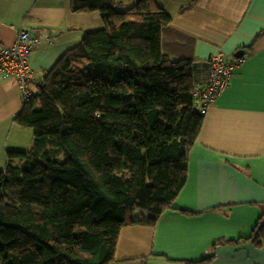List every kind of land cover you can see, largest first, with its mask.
Returning <instances> with one entry per match:
<instances>
[{
	"label": "trees",
	"instance_id": "obj_1",
	"mask_svg": "<svg viewBox=\"0 0 264 264\" xmlns=\"http://www.w3.org/2000/svg\"><path fill=\"white\" fill-rule=\"evenodd\" d=\"M68 1L104 27L68 48L13 117L33 145L7 150L0 170V264L114 263L122 227L172 206L204 119L196 61L164 45L171 15L156 0Z\"/></svg>",
	"mask_w": 264,
	"mask_h": 264
},
{
	"label": "crops",
	"instance_id": "obj_2",
	"mask_svg": "<svg viewBox=\"0 0 264 264\" xmlns=\"http://www.w3.org/2000/svg\"><path fill=\"white\" fill-rule=\"evenodd\" d=\"M156 1L171 15L164 45L180 44L173 54L193 57L197 77L218 50L234 65L187 149L186 182L172 206L153 225L122 227L112 264H264V0ZM84 14L68 0H0V41L38 31L29 62L43 79L82 38ZM23 103L16 80L0 78V170L17 149H8L11 134L23 132L13 122Z\"/></svg>",
	"mask_w": 264,
	"mask_h": 264
},
{
	"label": "built area",
	"instance_id": "obj_3",
	"mask_svg": "<svg viewBox=\"0 0 264 264\" xmlns=\"http://www.w3.org/2000/svg\"><path fill=\"white\" fill-rule=\"evenodd\" d=\"M39 38L38 31L21 29L11 44L6 45L0 41V78H14L24 102L32 99L34 87L41 82L34 78L29 62L30 53ZM46 40L52 43L49 37ZM207 64V71L196 78L191 94L194 107L201 114H206L210 105L229 84L234 65L221 50L210 55Z\"/></svg>",
	"mask_w": 264,
	"mask_h": 264
},
{
	"label": "rangeland",
	"instance_id": "obj_4",
	"mask_svg": "<svg viewBox=\"0 0 264 264\" xmlns=\"http://www.w3.org/2000/svg\"><path fill=\"white\" fill-rule=\"evenodd\" d=\"M130 0H121L117 4L118 9H125L128 6L133 4L129 3ZM83 18L80 21L82 29L86 32L89 30H95V29H100L104 27V23L99 15V12L97 10L93 12H86L84 14ZM21 131H23L21 134H11L9 144H8V149L11 148H17V149H11V150H27L29 149L28 145L30 141L33 138V131L32 129H27V128H21ZM18 141V142H17ZM14 143L16 144L17 147H13ZM20 143V144H19ZM139 211V210H138ZM139 212L136 210V215H138Z\"/></svg>",
	"mask_w": 264,
	"mask_h": 264
}]
</instances>
